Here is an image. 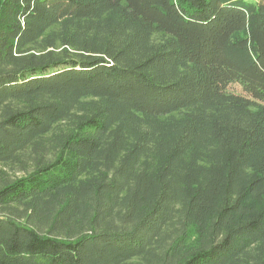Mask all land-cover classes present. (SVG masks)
<instances>
[{"label": "trees", "instance_id": "1", "mask_svg": "<svg viewBox=\"0 0 264 264\" xmlns=\"http://www.w3.org/2000/svg\"><path fill=\"white\" fill-rule=\"evenodd\" d=\"M0 264H264V0H0Z\"/></svg>", "mask_w": 264, "mask_h": 264}, {"label": "rangeland", "instance_id": "2", "mask_svg": "<svg viewBox=\"0 0 264 264\" xmlns=\"http://www.w3.org/2000/svg\"><path fill=\"white\" fill-rule=\"evenodd\" d=\"M223 86L229 92H233V93H236V94H241V89L237 85L223 84Z\"/></svg>", "mask_w": 264, "mask_h": 264}]
</instances>
